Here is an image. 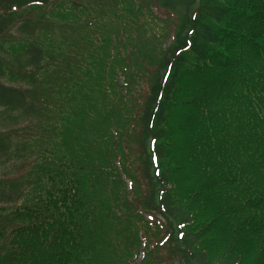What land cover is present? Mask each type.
I'll return each instance as SVG.
<instances>
[{"label":"trees","instance_id":"obj_1","mask_svg":"<svg viewBox=\"0 0 264 264\" xmlns=\"http://www.w3.org/2000/svg\"><path fill=\"white\" fill-rule=\"evenodd\" d=\"M0 109V264H264V0H0Z\"/></svg>","mask_w":264,"mask_h":264},{"label":"rangeland","instance_id":"obj_2","mask_svg":"<svg viewBox=\"0 0 264 264\" xmlns=\"http://www.w3.org/2000/svg\"><path fill=\"white\" fill-rule=\"evenodd\" d=\"M16 113L6 112L0 109V129H16L17 127L23 126L28 123V120L17 119ZM2 120H5L2 123ZM13 141L12 152L5 157L0 158V177H11L15 176L20 172V169L25 165V163L31 158L29 153L24 152L23 148ZM176 264H182L177 262Z\"/></svg>","mask_w":264,"mask_h":264},{"label":"snow or ice","instance_id":"obj_3","mask_svg":"<svg viewBox=\"0 0 264 264\" xmlns=\"http://www.w3.org/2000/svg\"><path fill=\"white\" fill-rule=\"evenodd\" d=\"M153 160H155V157H153ZM181 227H183V225H181Z\"/></svg>","mask_w":264,"mask_h":264}]
</instances>
